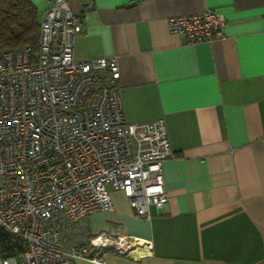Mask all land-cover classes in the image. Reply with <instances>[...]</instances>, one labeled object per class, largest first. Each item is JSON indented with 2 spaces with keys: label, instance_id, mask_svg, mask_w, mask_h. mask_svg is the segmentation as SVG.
Returning <instances> with one entry per match:
<instances>
[{
  "label": "crops",
  "instance_id": "crops-1",
  "mask_svg": "<svg viewBox=\"0 0 264 264\" xmlns=\"http://www.w3.org/2000/svg\"><path fill=\"white\" fill-rule=\"evenodd\" d=\"M40 16L45 0H27ZM69 0L83 32L75 59L116 58L127 123L163 119L173 157L162 163L166 204L136 217L107 186L112 212L88 238L150 242L75 264H264V0ZM212 10L224 37L187 45L166 20ZM141 256V255H140Z\"/></svg>",
  "mask_w": 264,
  "mask_h": 264
},
{
  "label": "built area",
  "instance_id": "built-area-1",
  "mask_svg": "<svg viewBox=\"0 0 264 264\" xmlns=\"http://www.w3.org/2000/svg\"><path fill=\"white\" fill-rule=\"evenodd\" d=\"M45 1L38 52H0V264L95 263L138 250L142 257L150 242L85 232L92 215L114 210L107 186L140 219L166 204V123L125 121L116 58L77 61L80 16L69 0ZM225 23L212 10L166 20L187 45L221 40Z\"/></svg>",
  "mask_w": 264,
  "mask_h": 264
},
{
  "label": "trees",
  "instance_id": "trees-1",
  "mask_svg": "<svg viewBox=\"0 0 264 264\" xmlns=\"http://www.w3.org/2000/svg\"><path fill=\"white\" fill-rule=\"evenodd\" d=\"M38 26L37 11L29 1L0 0V52L28 47L37 53Z\"/></svg>",
  "mask_w": 264,
  "mask_h": 264
}]
</instances>
